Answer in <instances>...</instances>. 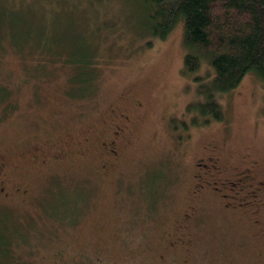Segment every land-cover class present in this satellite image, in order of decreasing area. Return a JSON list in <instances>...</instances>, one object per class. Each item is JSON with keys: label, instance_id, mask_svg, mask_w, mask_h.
Here are the masks:
<instances>
[{"label": "rangeland", "instance_id": "374dc122", "mask_svg": "<svg viewBox=\"0 0 264 264\" xmlns=\"http://www.w3.org/2000/svg\"><path fill=\"white\" fill-rule=\"evenodd\" d=\"M36 1L5 4L29 21L35 19L26 11ZM121 9V0H112L100 10V19L111 17L120 27L112 35L93 33L88 8L84 26L68 6L60 10L63 52L89 54L97 44L89 82L68 83L60 67L41 77L23 71L9 77L19 83L18 108L0 116V161L7 165L0 264H264L263 233L254 227L263 220L264 229V206L247 216L237 206L246 192L234 181L219 183L245 172L249 162L264 177V88L246 75L216 96L221 121L202 116L197 104L213 69L202 62L194 73H182L183 22L160 40L140 33L134 14ZM8 56L13 70L28 60ZM116 125L126 126L125 136L114 134ZM115 135L123 145L114 157L102 143ZM210 142L223 171L204 176L208 184L198 193L195 175L203 168L197 163ZM53 212L74 219L67 224ZM181 237L182 244L169 245Z\"/></svg>", "mask_w": 264, "mask_h": 264}, {"label": "trees", "instance_id": "16d2710c", "mask_svg": "<svg viewBox=\"0 0 264 264\" xmlns=\"http://www.w3.org/2000/svg\"><path fill=\"white\" fill-rule=\"evenodd\" d=\"M111 1L37 0L36 5L28 7L26 11L36 21H27L16 18L11 10L12 6L6 5L5 0H0L1 117L18 108V97L16 99L15 95L19 83L9 81V77L20 71L41 77L48 68L60 67L68 83L77 82L80 86L89 82L86 71L96 64L97 44L92 45L89 54L74 56L72 49L67 48L66 55L60 49L58 33L61 32V27L57 21L58 15L61 8L68 6L71 12H76L75 22L84 26L86 23L81 21L82 12L88 8L91 19L95 17L92 22L93 33L103 30L104 34L107 31L112 35L120 31L117 21L111 17H99L100 10L111 6ZM121 4L127 16L131 15L130 12L134 14L138 22L135 24L136 29L156 39L164 40L177 23L183 22L182 41L186 52L182 73H194L202 62L213 69L211 84L204 91L205 99L197 104V110L202 116L221 121L223 110L216 96L237 88L246 75H253L264 88V0H121ZM135 6L140 9L136 11L137 14ZM145 46L151 47L152 42H146ZM9 54L14 57L25 54L28 60L17 64L18 67L13 70L8 67ZM72 94L79 99L89 97V94ZM191 124H197L195 118L191 119ZM248 168L252 174H257L253 162L248 163L245 172ZM262 187L252 190L248 197L238 199L245 202L243 206H237L241 207L240 210L247 209L244 211L247 216L253 210L259 213L261 206H264ZM51 215H61L58 219H66L67 224L74 219L72 213L53 212ZM261 224L263 220H259L260 228ZM184 241L183 237L178 238L172 246Z\"/></svg>", "mask_w": 264, "mask_h": 264}, {"label": "flooded vegetation", "instance_id": "af4514ba", "mask_svg": "<svg viewBox=\"0 0 264 264\" xmlns=\"http://www.w3.org/2000/svg\"><path fill=\"white\" fill-rule=\"evenodd\" d=\"M126 126H119L116 125L114 128V134H118V133H123V136H125L126 134ZM104 146H110L111 149L109 150L110 152H113V155L115 157L116 152H114V149H119L120 146L123 145V143L121 141H118V136L115 135L114 139L111 142H107V143H102ZM207 152H209L207 155H205V157L201 160V163L198 162L197 166L203 168L201 170V174L199 175H195L198 183L196 185V188L199 190L198 193H202V190L206 188L205 185L208 184V179H206L204 176H207L208 178H210L211 176H215L218 175L219 173H222L223 171V167L221 166L220 163V155H219V150H218V146L213 143L210 142L206 148ZM6 163L4 161H0V191L3 190L4 187V180H3V173L6 169ZM205 169H208L209 171H212L213 174L210 175H204L205 174ZM247 172V173H246ZM246 172L244 171H240V172H234L233 173V178L232 180H221V182H219L220 184H229L231 185L233 184L232 181L235 182L236 185L239 184V186L241 187V190H244L245 196L248 197L249 194L252 192V190H254L255 188H259L260 186H263L262 189L264 188V178H258V175L256 174H252L249 171V168L246 170ZM251 173V174H250ZM247 184H250L251 187H253V189H249V186ZM231 187V186H230ZM17 192H25V190H20L19 188L16 189ZM262 196V195H261ZM260 198V197H259ZM186 217L188 218L189 215L187 214ZM186 218V219H187ZM256 226H254L255 228H258V232L259 233H263V238H264V230L262 228H260L259 225V220H256L255 222ZM177 241L171 240V242H169V245H172L174 243H176Z\"/></svg>", "mask_w": 264, "mask_h": 264}]
</instances>
